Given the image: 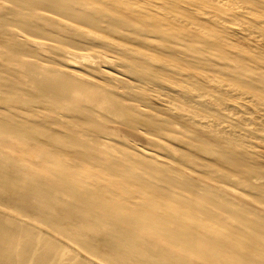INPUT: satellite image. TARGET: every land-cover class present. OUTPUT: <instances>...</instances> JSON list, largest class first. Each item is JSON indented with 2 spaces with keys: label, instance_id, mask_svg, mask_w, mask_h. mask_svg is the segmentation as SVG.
I'll return each instance as SVG.
<instances>
[{
  "label": "rangeland",
  "instance_id": "rangeland-1",
  "mask_svg": "<svg viewBox=\"0 0 264 264\" xmlns=\"http://www.w3.org/2000/svg\"><path fill=\"white\" fill-rule=\"evenodd\" d=\"M11 5L0 0V264H264V206L253 203L264 197L213 189L205 166L216 159L214 147L191 145L180 132L190 121L149 96L152 86L143 95L126 68L123 57L137 58L128 45L168 51L152 27L100 20L94 37L48 28ZM216 61L226 62L217 74L227 77L230 62ZM207 62L196 61V75H176L209 90L200 76L212 72ZM190 123L192 132L201 128ZM69 168L80 179L62 185L67 179L53 175ZM147 195L163 206L146 209Z\"/></svg>",
  "mask_w": 264,
  "mask_h": 264
},
{
  "label": "bare ground",
  "instance_id": "bare-ground-1",
  "mask_svg": "<svg viewBox=\"0 0 264 264\" xmlns=\"http://www.w3.org/2000/svg\"><path fill=\"white\" fill-rule=\"evenodd\" d=\"M8 1L12 3L9 8L12 12L29 16L36 23H43L48 28L52 24L94 37L99 34L97 24L100 20L107 22L106 25H117L119 29H127L133 23L139 27H152L151 30L161 40L160 45L168 50L164 52L166 55L141 52L128 45L125 49L135 53L137 58H122L129 62L127 70H131L143 85L142 94L152 86L149 96L159 100L173 117L200 124L201 128L192 132L191 123L186 122L180 132L186 133L191 145L203 149L214 147L216 159L206 161L205 166L206 174L215 182L213 189L237 197L241 193L245 196V191L264 197V0ZM183 6L186 8L181 13H175L181 11ZM2 9L6 8L3 6ZM192 12L206 17L208 21L187 15ZM158 14L163 16L158 17ZM146 15L152 17L150 22L144 20ZM189 34L191 36L187 38ZM204 35L208 40H204ZM197 41L199 44H196ZM41 44L49 43L43 41ZM77 49L73 46L68 51L77 54ZM234 50L238 52L237 56L231 54ZM156 59L160 66L150 63ZM179 59L190 62L191 66L182 64ZM216 59L230 62L227 77L217 74L223 72L226 62ZM200 60L209 61L207 63L212 70L211 73L204 70L200 72L209 90L181 82L176 75L198 74L196 61ZM168 93L176 98H187L195 109L188 110L183 104L167 98ZM135 96L140 97L137 94ZM171 121H164L163 125L153 129L164 131L166 127L163 126H169ZM159 140L165 146H172L166 138ZM98 173H101L100 170ZM53 176L59 183L60 179H67L62 181V185H70L80 179L70 168L64 175L56 173ZM96 182L99 187L106 189L103 182ZM145 201L146 209L150 211L163 206L150 195L146 196ZM253 203L264 206L259 200ZM135 212L146 221L151 219L140 211ZM148 215L151 216V212ZM258 237L264 239V232H259Z\"/></svg>",
  "mask_w": 264,
  "mask_h": 264
}]
</instances>
